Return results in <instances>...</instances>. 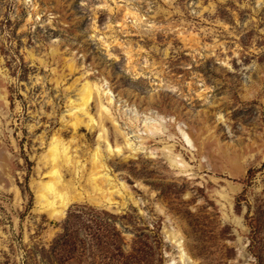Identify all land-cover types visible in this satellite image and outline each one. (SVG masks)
<instances>
[{"label":"rangeland","instance_id":"rangeland-1","mask_svg":"<svg viewBox=\"0 0 264 264\" xmlns=\"http://www.w3.org/2000/svg\"><path fill=\"white\" fill-rule=\"evenodd\" d=\"M86 78L135 143L144 120L163 132L106 158L132 199L54 218L37 161ZM172 235L192 264H264V0H0V264H182Z\"/></svg>","mask_w":264,"mask_h":264},{"label":"bare ground","instance_id":"bare-ground-1","mask_svg":"<svg viewBox=\"0 0 264 264\" xmlns=\"http://www.w3.org/2000/svg\"><path fill=\"white\" fill-rule=\"evenodd\" d=\"M76 80L73 82V87L76 88L74 96H68L66 114L60 117L61 128H70L71 133L68 137H64L61 131H53L37 161L38 171L46 168L43 176L35 180L34 184L37 205L54 218H61L71 201L83 198L98 205L116 203V196L120 197L121 204L125 203L126 198L132 199L127 184L118 179L115 174H111L106 158L112 154L123 155L126 151L129 153L125 154V158H128L144 149L147 154L152 155L154 149L146 146L145 140L163 132L161 122L147 125L144 120L142 128L136 127L135 137L139 143H135L136 141L132 140L126 132H120L110 114L109 90H105L99 82L94 80L87 78L81 82ZM91 102L95 103L97 115L91 112ZM106 120L114 122L113 142L109 138L108 128L104 125ZM82 127L96 132L93 147L87 146L83 140V133H79ZM180 132L181 139L192 147L194 142L189 138L190 136L182 130ZM160 149L177 173L189 174L181 155L175 154L171 146L164 145ZM221 195L225 199L228 197L226 192H221ZM178 236L180 235H172L174 238ZM175 242L178 260L182 264H192L181 238L178 237Z\"/></svg>","mask_w":264,"mask_h":264}]
</instances>
